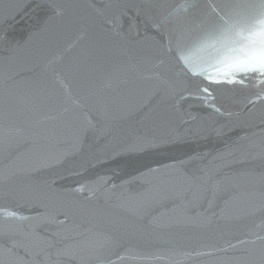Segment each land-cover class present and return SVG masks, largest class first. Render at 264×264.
I'll list each match as a JSON object with an SVG mask.
<instances>
[{
	"label": "snow or ice",
	"instance_id": "snow-or-ice-1",
	"mask_svg": "<svg viewBox=\"0 0 264 264\" xmlns=\"http://www.w3.org/2000/svg\"><path fill=\"white\" fill-rule=\"evenodd\" d=\"M21 15L35 23L18 39L9 22ZM40 38L43 77L21 94L16 66ZM129 73L152 84L140 112L166 105L190 120L93 151L116 128L105 92ZM213 139L222 147L176 154ZM21 156L32 162L18 165ZM148 229L192 243L145 248ZM122 254L264 264V0H108L92 15L71 0H0V264H123Z\"/></svg>",
	"mask_w": 264,
	"mask_h": 264
},
{
	"label": "water",
	"instance_id": "water-1",
	"mask_svg": "<svg viewBox=\"0 0 264 264\" xmlns=\"http://www.w3.org/2000/svg\"><path fill=\"white\" fill-rule=\"evenodd\" d=\"M78 8L84 10L89 15L93 14L94 8L104 7L108 0H71ZM139 3H151L152 0H136ZM163 2V0H162ZM11 28H9L10 34L14 35L16 38L24 37L27 32L32 28L35 23V19L31 16H17L15 21H10ZM8 27V25H5ZM72 38V31H69L60 39L58 42L60 47L65 46V42ZM46 38L38 39L34 44V49H36V54L28 57L16 66V72L19 74L18 79L20 81V93L24 94L28 90L29 86H38L40 80L43 77L41 71V65L43 63V57L48 54L49 49L44 45L43 41ZM84 50V43H81L76 48L72 49L66 53V60L69 64L75 61ZM137 54L133 53V56ZM120 54H117V59L121 63H126L127 61L119 59ZM139 57H137L138 59ZM107 71H110V67L106 68ZM71 79V76L69 77ZM152 94V84L144 79H140L138 76L129 73L127 76H116L112 80L110 86L105 92V100L110 108V122L116 125V128L113 132V136L108 138V141L98 140V142L93 146L92 150L96 152H102L105 148V144L109 141L113 142V145L119 140H128L132 138L137 132H151V131H172L173 129L183 130V121L190 120V117L187 115H171L170 108L166 105H160L157 107L153 105V111L151 112H140L139 105L147 103V97ZM223 103L226 107L230 106L233 101L230 97V94H226L223 99ZM235 111V109H232ZM53 110L51 107H46L43 114L33 113V116L40 115L43 118V115L51 113ZM9 117L7 110H5L4 121L7 123ZM17 119L21 122L25 120L23 115H18ZM170 119V126L167 128H157L156 126L161 123L162 120ZM180 126V127H178ZM194 128L199 125L193 124ZM45 127L53 133H59L60 138L66 139L67 133L63 132L60 124L55 120H49L46 122ZM103 136V132L98 134ZM68 147V145H65ZM87 150L88 145H84ZM222 147L221 144H218L215 139L210 142H202L200 145L192 144L190 147L181 148L176 154H182L183 152L191 151L192 148H197L198 150H204L206 148H219ZM79 148L77 147V151ZM32 162V157L30 156H21L18 161V165L25 166L28 163ZM130 172L131 169H128ZM235 211V210H232ZM168 221L167 216L160 217V223H166ZM149 235H145L142 246L147 248L154 246L158 243L161 237L175 239L178 242L190 246L192 241L190 239V233H176L175 231L171 233H166L162 231H153L152 229L147 230ZM124 255L123 264H140L141 258L136 256ZM184 264H201L197 262L194 257L184 258Z\"/></svg>",
	"mask_w": 264,
	"mask_h": 264
}]
</instances>
